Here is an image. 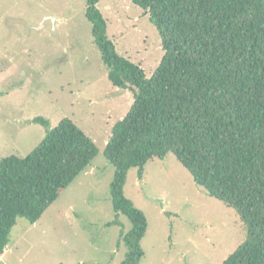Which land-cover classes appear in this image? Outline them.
Masks as SVG:
<instances>
[{"label": "rangeland", "instance_id": "rangeland-1", "mask_svg": "<svg viewBox=\"0 0 264 264\" xmlns=\"http://www.w3.org/2000/svg\"><path fill=\"white\" fill-rule=\"evenodd\" d=\"M97 6L117 51L152 76L164 49L149 14L131 0ZM86 13V0H0V158L28 155L66 117L98 147L37 222L17 220L0 264H122L127 256L132 223L123 213L115 221V166L104 150L134 95L109 79ZM123 191L147 217L139 264H222L248 239L238 210L173 153L149 160L142 178L131 168Z\"/></svg>", "mask_w": 264, "mask_h": 264}, {"label": "trees", "instance_id": "trees-1", "mask_svg": "<svg viewBox=\"0 0 264 264\" xmlns=\"http://www.w3.org/2000/svg\"><path fill=\"white\" fill-rule=\"evenodd\" d=\"M87 17L108 77L134 101L112 127L104 154L115 166L111 196L132 223L122 264H139L147 217L125 196L128 171L173 153L194 181L234 206L248 239L222 264H264V0H131L158 28L164 55L152 76L122 56L97 3ZM49 125L47 119H33ZM98 154L72 119L26 156L0 158V256L20 217L37 222Z\"/></svg>", "mask_w": 264, "mask_h": 264}]
</instances>
